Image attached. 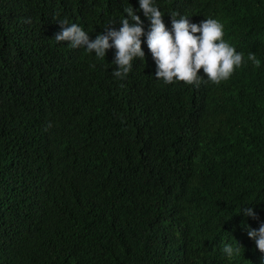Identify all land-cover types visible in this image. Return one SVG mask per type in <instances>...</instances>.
<instances>
[{
  "label": "trees",
  "instance_id": "trees-1",
  "mask_svg": "<svg viewBox=\"0 0 264 264\" xmlns=\"http://www.w3.org/2000/svg\"><path fill=\"white\" fill-rule=\"evenodd\" d=\"M154 3L169 29L221 21L243 66L165 84L141 37L118 80L115 49L57 43V21L94 39L138 0H0V264H264L245 231L264 223V0Z\"/></svg>",
  "mask_w": 264,
  "mask_h": 264
},
{
  "label": "clouds",
  "instance_id": "clouds-1",
  "mask_svg": "<svg viewBox=\"0 0 264 264\" xmlns=\"http://www.w3.org/2000/svg\"><path fill=\"white\" fill-rule=\"evenodd\" d=\"M138 2V10H134L131 5L124 8L127 18L122 19L118 27L112 26L110 22L94 39L79 25L60 19L57 21L60 31L54 34L53 40L57 43L67 42L73 49L84 48L99 59L105 58L107 50L115 49L113 64L116 70L111 75L118 80L125 79L130 73L134 59L145 57L141 37H146L143 42H146L155 63L154 78L165 84L183 82L199 87L206 79L218 85L227 81L245 63L244 54L236 52L224 39V24L218 19L208 18L193 23L187 16L173 13L169 29L164 23V14L154 0ZM137 11H142L149 21L147 31ZM247 59L255 67H260V60L254 53H249ZM201 70L203 76L199 75ZM240 213L256 219L251 206L241 208ZM245 231L248 238L254 241L256 249L264 253V223L260 224L258 230L246 225ZM241 248L238 242L236 246L226 243L222 251L231 258L239 254Z\"/></svg>",
  "mask_w": 264,
  "mask_h": 264
}]
</instances>
